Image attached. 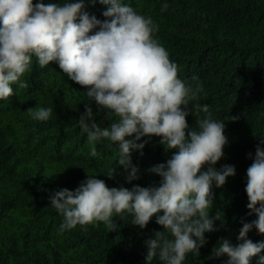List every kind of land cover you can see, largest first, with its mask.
<instances>
[{"label": "clouds", "instance_id": "9594fccd", "mask_svg": "<svg viewBox=\"0 0 264 264\" xmlns=\"http://www.w3.org/2000/svg\"><path fill=\"white\" fill-rule=\"evenodd\" d=\"M100 2L107 5L103 20L85 10V0H0V100L14 94V83L18 88L28 86L22 77L31 72L34 57L40 66L54 61L68 78L86 86L84 92L105 117H115L102 127L85 103L77 120L91 156H96L98 143L115 142L118 156L105 176L113 177L122 166L126 181L138 179L139 166L131 154L135 150L142 154L152 135L160 137L165 152L174 149L166 161L146 169L159 175L157 184L110 187L88 174L75 189L62 187L49 199L63 217L61 232L98 221L112 231L118 228L114 217H130L132 224L143 228L155 214L162 229L144 242L146 264L154 258L161 264H183L186 254H199L205 233L216 229L219 215L210 216L212 186L224 185L235 174L232 164L214 166L228 143L225 119L214 118L208 104L194 102L203 83L196 74L191 82L178 75L176 61L155 35L159 25L151 16L126 0ZM168 7L162 0L160 11ZM26 111L33 120L47 121L53 108L37 105ZM190 112L196 114V127L186 120ZM260 137L255 155L248 153L252 162L245 184L247 215L255 213L256 218L242 221L237 243L219 239L213 255L226 256L223 264H250L254 255L264 264L260 255L264 240L248 237L253 227L264 233V136Z\"/></svg>", "mask_w": 264, "mask_h": 264}, {"label": "trees", "instance_id": "16d2710c", "mask_svg": "<svg viewBox=\"0 0 264 264\" xmlns=\"http://www.w3.org/2000/svg\"><path fill=\"white\" fill-rule=\"evenodd\" d=\"M126 2L159 25L155 35L176 61L178 75L186 82L193 74L199 76L203 90L194 102L208 104L214 118L225 119L228 143L214 166L232 164L235 174L224 185L212 186L210 216L219 215L216 229L205 233L207 240L198 255L188 253L183 261L223 264L226 256L213 255L219 239L237 243L242 221L256 218L255 213L247 215L245 184L252 162L248 153L255 155L264 136V0H167L169 7L163 12L162 0ZM84 7L106 19L107 5L100 0H85ZM22 78L28 86L18 88L14 83V94L0 100V264H146L144 242L162 229L155 214L143 228L132 224L130 217H114L118 228L112 231L98 221L61 232L63 217L49 196L62 187L75 189L88 174L104 179L110 187L157 184L159 175L146 169L166 161L174 149L165 152L160 137L152 135L142 154L139 150L131 154L139 166L138 179L126 181L122 166L113 177L105 176L118 148L106 140L97 144V154L91 156L77 120L85 103L102 127L115 117H105L84 92L86 86L68 78L54 61L40 66L34 57L31 72ZM37 105L53 108L47 121L33 120L26 111ZM231 115L238 119H230ZM186 120L197 126L195 113L190 112ZM248 237L260 241L264 233L253 227ZM152 264L161 262L154 258ZM250 264H259L258 257H251Z\"/></svg>", "mask_w": 264, "mask_h": 264}]
</instances>
